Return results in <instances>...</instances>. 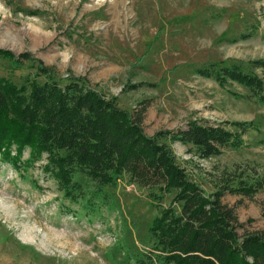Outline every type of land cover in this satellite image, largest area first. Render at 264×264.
I'll list each match as a JSON object with an SVG mask.
<instances>
[{
	"label": "rangeland",
	"instance_id": "374dc122",
	"mask_svg": "<svg viewBox=\"0 0 264 264\" xmlns=\"http://www.w3.org/2000/svg\"><path fill=\"white\" fill-rule=\"evenodd\" d=\"M0 51L12 56H0V77L42 83L40 65L60 84L82 79L119 108L140 112L146 136L192 121L225 123L240 148L200 158L167 144L203 192L223 191L237 235L264 231V105L237 83L219 86L196 73L235 65L264 83V69L251 65L264 61V0H0ZM233 122L253 129L240 133ZM44 163L42 156L22 172L0 163V264H127L149 249L156 206L179 212L173 192L118 182L106 189L110 211L101 218L71 217ZM252 185L260 188L251 196L229 192Z\"/></svg>",
	"mask_w": 264,
	"mask_h": 264
},
{
	"label": "trees",
	"instance_id": "16d2710c",
	"mask_svg": "<svg viewBox=\"0 0 264 264\" xmlns=\"http://www.w3.org/2000/svg\"><path fill=\"white\" fill-rule=\"evenodd\" d=\"M0 56L12 58L7 51ZM20 58L29 59L26 54ZM39 65V62H38ZM264 69V61L251 62ZM46 80L15 85L0 77V163L22 172L41 160V170L60 195V209L86 222L110 211L107 187L126 182L137 188L173 192L170 206H156L148 250L128 258L127 264H264V231L237 235L240 226L232 209L221 203L223 191L205 193L176 164L167 142L190 147L200 158L240 148L239 134L224 125L188 122L183 129L146 136L141 113L119 108L82 79L60 84L38 66ZM196 73L223 86L237 83L264 105V83L235 65L210 64ZM244 133L251 122L230 123ZM27 156L21 160L22 153ZM21 169V171H20ZM259 186L229 192L251 196ZM157 202L158 197L152 194ZM73 207V208H72Z\"/></svg>",
	"mask_w": 264,
	"mask_h": 264
}]
</instances>
